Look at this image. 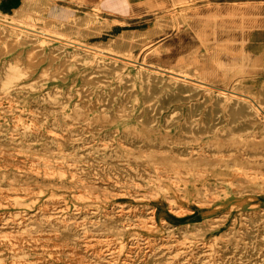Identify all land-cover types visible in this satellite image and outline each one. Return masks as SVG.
<instances>
[{"label": "rangeland", "instance_id": "rangeland-1", "mask_svg": "<svg viewBox=\"0 0 264 264\" xmlns=\"http://www.w3.org/2000/svg\"><path fill=\"white\" fill-rule=\"evenodd\" d=\"M6 1L10 18L21 0ZM33 1L36 27L92 14V33L66 38L134 62L66 59L72 46L43 36L14 65L0 54V264H264V105L240 127L230 96L215 101L264 96V0ZM131 29L142 46L114 44ZM141 68L212 86L188 96Z\"/></svg>", "mask_w": 264, "mask_h": 264}, {"label": "bare ground", "instance_id": "bare-ground-1", "mask_svg": "<svg viewBox=\"0 0 264 264\" xmlns=\"http://www.w3.org/2000/svg\"><path fill=\"white\" fill-rule=\"evenodd\" d=\"M48 1L49 0H43V3H47ZM33 3V0H21V4L18 8H14V13L10 18H8L6 15H0V41L10 43L8 47L1 48L0 54L3 55V61H6L7 63L10 61L11 64L14 65L17 62L16 60H20V55L23 56L28 52L40 50V47H43L42 43L44 42V39L41 38V36H43L48 38L45 40V42L58 40V42H60L59 47H63L64 45L72 46L70 52L64 51L66 59H74L77 57L81 58L82 56H89L92 53H97L102 56H109L111 58L109 65L112 68H118L116 67V62L114 61L118 58L127 63L134 62L129 58L120 56L111 51H107L99 45H89L74 39L66 38L67 36L71 35H82L86 32L92 33V31L97 28L94 23V15L89 14L79 19H72L59 29L51 31L48 29L47 24L42 27H36L35 24L30 21V15H34V13L31 12L32 10L43 9L41 6L37 5L35 8H33ZM178 18L180 20L182 16L179 15ZM169 22L170 20L156 21L154 30L159 31L161 26L168 25ZM142 32L147 31H141L138 29L125 30L116 38L114 44L129 47L134 45L142 46L143 42L142 38H140ZM20 52H22V54H20ZM100 60H102V58ZM122 66L123 65L120 67ZM3 67L7 66L4 65ZM10 67H12V65L9 64L7 70L5 71L8 76L10 75ZM18 70L20 73H15L14 76H17L19 79L26 78L29 75L28 67H21ZM141 72L143 74H149L155 83H160L161 85L172 84L176 86L178 91H182L188 96L198 95V93L203 91L206 87L212 86L209 81H204L200 77H195L192 73V69L189 68H183L177 71H168L162 68H154L153 70L150 69V71H146V69L141 68ZM163 75L166 77L163 78ZM16 84L15 86H18L20 82H17ZM261 91L262 94H264V88H261ZM227 95L230 96L228 101V109L231 113L232 122L236 121L238 126L247 127L259 120L258 112L260 113L263 111L264 96L261 98L252 97L250 94L238 91L237 87L230 89L219 88L215 97V101ZM202 100H206L205 97H203ZM212 106L213 110H207L203 115L207 131L211 132L214 131L213 125L219 110L218 104L216 102H214ZM97 255L98 256L95 257V259L97 258L98 261V259L101 257V254ZM150 257L151 256L144 257L143 260L145 261L143 263L147 264V261ZM135 260L137 261L135 264H139L142 261H140L138 257H136Z\"/></svg>", "mask_w": 264, "mask_h": 264}, {"label": "crops", "instance_id": "crops-1", "mask_svg": "<svg viewBox=\"0 0 264 264\" xmlns=\"http://www.w3.org/2000/svg\"><path fill=\"white\" fill-rule=\"evenodd\" d=\"M9 2H11V0L6 1L5 3L8 4ZM118 3V1L116 0H85L84 4L85 5H97V6H106L109 4H116ZM131 1L127 0V4L130 5ZM140 3V2H138ZM71 4L75 5V6H79L77 0H75L74 2H72ZM116 9H110V11H115ZM120 18V17H119Z\"/></svg>", "mask_w": 264, "mask_h": 264}]
</instances>
